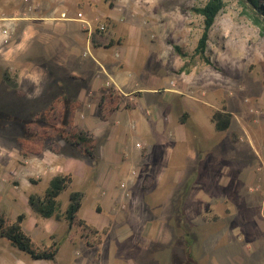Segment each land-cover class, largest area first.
Segmentation results:
<instances>
[{"label":"rangeland","instance_id":"374dc122","mask_svg":"<svg viewBox=\"0 0 264 264\" xmlns=\"http://www.w3.org/2000/svg\"><path fill=\"white\" fill-rule=\"evenodd\" d=\"M205 2L0 0V10L4 9V14L11 15L14 9L19 10L16 17L25 11L47 7L64 8L67 13H82L94 23H102L104 31H101V35L107 38L112 33L122 34L119 33L117 22L123 20L141 38L158 44L159 53H171L168 65L163 66V70L167 71L168 78L171 77L176 87L178 84H190L193 79L194 85L198 86L197 94L192 93L195 98L207 105L205 107L209 106L212 114L226 109L232 116L231 127L223 132H215L208 125V128L195 129L193 125L187 124V133L193 135V151L204 158L197 161L200 166L197 170L193 165L191 171H181L180 179L175 184L170 172L162 169L165 165L162 158L166 156L167 150L170 154L166 158L172 159L174 145L169 142L165 147L157 148L155 156L149 149L151 144L145 138H129L119 153L123 164H117L116 173L109 168L100 184L106 188L107 183L113 180L119 185L121 180H129L127 176L131 171L135 172V184L129 192L130 197L136 200L133 199L131 205L126 206L127 210L122 212L126 214L129 209L122 219L121 229L125 237L119 236L115 230L104 238L98 248H77L82 258L92 256L114 264L113 260L119 257L123 264H133L132 257L136 254L139 264H221L213 260V255L223 245L234 248L235 240L245 247H257L264 243V30L252 24L246 0H227L210 30L205 55L209 63H206L193 56L202 33V17L192 11L193 7H201ZM260 3L264 6V0ZM4 46L0 45V199L16 185L14 168L25 165L20 160L24 157L20 155L17 142L20 138H28L25 124L31 122L66 88L62 84L42 98L28 95L18 97V82L14 77L11 80L4 77L6 67L1 65L3 51L6 50ZM174 46L187 54L186 58H180ZM65 47L58 57L66 59L69 70L84 75L78 64L81 48L68 44ZM180 59L181 66H175L174 63ZM184 63H187V71L180 70ZM169 95L166 94V97ZM181 110L179 107L177 116H181ZM136 140L141 141L144 151L151 154L148 164L143 161L138 150L135 151V159L129 158L127 147L130 146L133 153ZM72 152L80 154L77 149H72ZM102 169L99 165V175ZM142 179L152 182L143 185ZM46 187V182L41 180L30 186V189L39 194ZM70 188L88 192L91 187H80L76 182ZM63 196L60 199L62 204L67 192ZM92 202L90 200L89 205H93ZM12 205V209L6 212L9 218H13L15 213L26 211L25 202ZM87 209L85 207L84 212ZM106 218L107 214H104L100 220ZM150 228H154L157 235L154 243ZM131 240L136 245L144 244L142 246L150 243L149 248H135ZM202 249L208 252L204 253ZM8 253L9 256L22 258L23 255L28 258L5 239H0V264H3L1 256L5 258ZM200 256L204 258L199 260ZM29 263L32 264V261ZM56 263L63 264L60 259H56Z\"/></svg>","mask_w":264,"mask_h":264},{"label":"crops","instance_id":"0c3cea01","mask_svg":"<svg viewBox=\"0 0 264 264\" xmlns=\"http://www.w3.org/2000/svg\"><path fill=\"white\" fill-rule=\"evenodd\" d=\"M63 9L47 7L29 10L18 17L15 15L19 11L17 9L11 14L13 16L4 14V9L0 10V45H5L6 48L3 51L4 59L1 60V65L6 67L4 77L10 80L14 77L18 82L19 87L16 89L18 92L15 91L18 97L28 95L42 98L54 88L65 84L66 88L53 100L64 97L66 107H69V104L73 105L71 112L73 127L91 134L97 142L94 158L84 156L80 152L79 155L74 154L72 149L75 148L69 147L59 138L46 141L42 153L20 159L25 165L22 168H14L16 185L0 199V212L6 214L12 209V204L25 202V212L15 213L13 218L6 214V217L14 220L19 214H24L22 229L34 242L45 246L50 245L52 241L58 243V253L52 261L32 260L26 255L32 264L41 262L57 264L56 259H60L63 264H109L107 260L94 259L92 256L82 258V253L79 254L77 248L83 250L98 248L104 238L115 230L119 236L125 237L121 226L122 219L128 214L129 209L126 214L122 212L126 206L131 205L133 199L136 200L130 197L129 192L135 184V172L131 171L127 176L129 180L125 178L119 185L113 180L107 183L106 188L100 184L109 168L111 172L116 173L117 164H123L119 153L128 139L136 136L145 138L151 144L149 149H152L154 152L152 155L155 156L157 148L165 147L171 142L174 145L173 156L171 160L167 159L166 156L170 152L164 151L166 156L162 158L165 164L162 169L170 172L171 180L175 184L180 179L181 171H191L193 165L197 170L200 168L197 161L204 158L193 151V135L191 132L187 133V124L193 125L195 129L208 128L207 125L212 130L215 128L211 121L212 112L209 111V106L205 107L207 105L194 97L198 92L194 80L191 79L190 84H178L176 87L171 77L168 78L167 71L163 70V66L168 65L171 53H159L158 44L153 40L141 38L140 34L123 20L117 22L119 33L122 34L112 33L107 38L101 35L102 30L99 26L103 25L102 23H94L91 18L84 15L77 19L78 12L67 13ZM63 13L65 17H61ZM82 20L88 21L90 25L87 27ZM4 30H8L9 33L7 42L3 40ZM67 44L81 48L78 64L84 75H77L69 70L66 59L58 57ZM115 48L120 50H114ZM174 64L177 67L181 66L182 60H177ZM111 87L119 93V105L106 120H101L98 114L99 102ZM166 94H170L168 98ZM66 107L65 116L68 115ZM179 107L182 108L181 116L176 115ZM136 143L140 144L139 148L135 147ZM130 145L132 146L131 143ZM135 146L132 149L133 153L131 147H127L129 158L135 159V151L138 150L143 161L148 164L151 154L144 151L141 141L136 140ZM99 165L103 168L100 175ZM59 174L70 175L72 178L67 189L61 192L57 199L61 212H65L70 194L80 192L82 194L78 212L80 219L99 232L108 229L107 234L101 237L100 244L89 247L86 235L83 238L77 235L70 240L69 237L74 230L70 231L64 219L43 218L28 205L27 199L31 195L44 194L49 181ZM35 178L39 180H34ZM41 180L46 182L47 187L43 192L36 194L30 186ZM76 182L80 187L90 185L91 188L88 192H82L80 189L71 190L70 187L76 185ZM147 182L149 184L152 181L150 179L141 181L142 184ZM65 192L67 197L62 204L60 199L64 197ZM90 200L93 201V205H89ZM85 207L88 209L84 212ZM104 214H107V218L100 220ZM150 233L153 235L154 243L157 239L154 228H150ZM238 241H234V248L227 245L218 248L214 252L213 260L221 264H264L263 242L257 247L250 245L245 247ZM130 243L142 250L149 248L150 244L136 245L133 240ZM202 251L208 252L207 249ZM19 257L9 256L8 253L5 258L1 256V261L3 264H30L28 258L23 255L22 258ZM136 257V254L132 257L133 264H139ZM13 258L16 260L13 261ZM203 258L200 256L199 260ZM113 263L123 264L119 257L113 260Z\"/></svg>","mask_w":264,"mask_h":264},{"label":"trees","instance_id":"16d2710c","mask_svg":"<svg viewBox=\"0 0 264 264\" xmlns=\"http://www.w3.org/2000/svg\"><path fill=\"white\" fill-rule=\"evenodd\" d=\"M226 1L206 0L203 6L192 8V11L196 15L202 17V33L197 40L193 56L206 63H209L205 55L210 30ZM260 1L246 0V4L250 9L249 16L252 24L262 31L264 30V6ZM174 49L180 58H186L187 54L182 53L180 48L174 46ZM186 67L187 63H184L180 70L187 71ZM71 105L69 104V107H66L64 97L57 98L41 113L36 114L31 122L25 124V131L28 138H20L17 140L22 157L27 158L30 155H39L43 151V143L59 138L69 147L77 149L82 155L94 158L97 142L91 134L73 127L71 116L73 105ZM118 105L119 93L115 88L111 87L101 97L99 102L98 114L101 120H106L118 108ZM65 107L68 109L67 116H65ZM211 121L214 124L215 132H223L231 127L232 116L229 112H226V109H221L213 112ZM71 181L72 178L70 175L59 174L49 181L44 194L31 195L27 199V202L30 208L35 213L43 216V218L54 217L56 220L60 218L64 219L70 231L74 230L69 237L70 240H73V237L75 238L77 235L80 238L86 235L87 245L93 247L96 244H100L101 237L107 234L108 229L105 228L99 232L80 219L78 216L80 201L82 200V194L80 192H72L70 194L68 206L65 212H61L57 199L59 194L67 189ZM23 218L24 214H19L14 220H11L6 217L5 213L0 212V239H5L12 247L23 252V254L32 260H54L58 253V243L52 241L50 245L45 246L34 242L22 229L21 223Z\"/></svg>","mask_w":264,"mask_h":264},{"label":"built area","instance_id":"2783aa9c","mask_svg":"<svg viewBox=\"0 0 264 264\" xmlns=\"http://www.w3.org/2000/svg\"><path fill=\"white\" fill-rule=\"evenodd\" d=\"M25 1H27V0H25ZM82 13H78L77 15H76V18L77 19H81L82 18ZM61 17H65V13H63V14H61ZM83 21V23L88 27L90 24H89V22L88 21H85V20H82ZM99 29L100 30H103L104 31V25H100L99 26ZM8 30H4L3 32H5L4 33V35H3V40H4V42H7V40L9 39V33L7 32ZM139 146H140V144H137L136 143V146L135 147H137V148H139Z\"/></svg>","mask_w":264,"mask_h":264}]
</instances>
